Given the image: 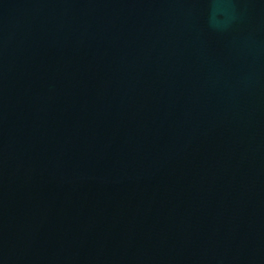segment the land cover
<instances>
[{
  "label": "water",
  "instance_id": "water-1",
  "mask_svg": "<svg viewBox=\"0 0 264 264\" xmlns=\"http://www.w3.org/2000/svg\"><path fill=\"white\" fill-rule=\"evenodd\" d=\"M0 264H264V0H0Z\"/></svg>",
  "mask_w": 264,
  "mask_h": 264
}]
</instances>
